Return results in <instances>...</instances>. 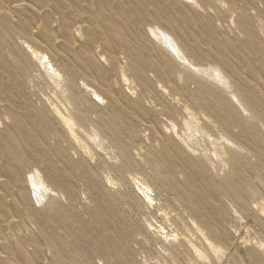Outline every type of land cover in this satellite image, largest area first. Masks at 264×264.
Wrapping results in <instances>:
<instances>
[{
    "label": "rangeland",
    "instance_id": "obj_1",
    "mask_svg": "<svg viewBox=\"0 0 264 264\" xmlns=\"http://www.w3.org/2000/svg\"><path fill=\"white\" fill-rule=\"evenodd\" d=\"M0 264H264V0H0Z\"/></svg>",
    "mask_w": 264,
    "mask_h": 264
},
{
    "label": "bare ground",
    "instance_id": "obj_2",
    "mask_svg": "<svg viewBox=\"0 0 264 264\" xmlns=\"http://www.w3.org/2000/svg\"><path fill=\"white\" fill-rule=\"evenodd\" d=\"M185 1V0H183ZM146 27L145 29V35H147L148 38H153L156 39V43L158 42V44H160L164 50V52L168 53V55L173 58V60L180 65L183 69L178 71L177 75L175 76L176 78H181L182 76L187 77V80L190 78L189 75L185 74V73H189L191 72L194 76L199 77V78H205L208 82L211 83V85L213 86L212 88L214 89V91L211 90L210 95L212 96H223V94L221 93V90H224L222 88L228 89L230 91L229 92V99L232 100V98L238 102V105L240 106V116L242 117V119H245V114H249L250 118H252L253 120L256 118V113L252 111V109H250V107H248L247 105H245V103H243L239 97H237L235 94H233L232 92V85L231 83H234L231 78H228L226 76H224V70H223V65L219 62L213 61L209 63H203V62H197V61H193L190 57L188 58L187 55L185 54V52H183L179 46V44L177 43V41L173 38V36H171L169 33H167V31L165 29H162L164 27H158L155 24L151 25V24H147L144 25ZM144 27V28H145ZM238 49L240 48H236V52H238ZM241 49H245V44L241 45ZM193 50V49H192ZM162 52V51H161ZM196 54V53H194ZM241 57H244V52L240 54ZM162 60H164L162 58ZM171 60V59H170ZM166 61V60H164ZM179 66V68H180ZM189 68V72L186 70ZM181 69V68H180ZM218 81V82H216ZM214 82L218 83V86L214 85ZM213 83V84H212ZM205 84V83H204ZM85 87V90L87 91V93L90 96H96L95 92L93 90L88 89L85 85H83ZM216 90V91H215ZM225 91V90H224ZM222 91V92H224ZM198 92V91H196ZM252 92V91H250ZM232 97V98H230ZM238 110V109H237ZM251 110V111H250ZM52 111L55 113V110L52 109ZM245 121V120H244ZM72 142H75V146L77 143V140L72 139ZM228 144H231L233 147L235 146V144H233L232 142L230 143L229 140L226 141ZM194 152V151H192ZM30 177V184L33 186H35V188H33V194L38 197L40 194L39 191V187H40V182L41 180L39 179V176L37 174L36 170H31V173L29 174ZM232 182V180L230 179V183ZM37 201V200H36ZM40 201V200H39ZM38 201V202H39Z\"/></svg>",
    "mask_w": 264,
    "mask_h": 264
}]
</instances>
